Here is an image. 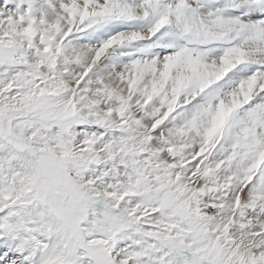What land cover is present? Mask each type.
<instances>
[{
    "label": "snow or ice",
    "instance_id": "obj_1",
    "mask_svg": "<svg viewBox=\"0 0 264 264\" xmlns=\"http://www.w3.org/2000/svg\"><path fill=\"white\" fill-rule=\"evenodd\" d=\"M0 264H264V0H0Z\"/></svg>",
    "mask_w": 264,
    "mask_h": 264
}]
</instances>
